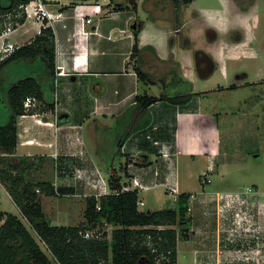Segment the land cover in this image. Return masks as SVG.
<instances>
[{
	"label": "crops",
	"instance_id": "crops-1",
	"mask_svg": "<svg viewBox=\"0 0 264 264\" xmlns=\"http://www.w3.org/2000/svg\"><path fill=\"white\" fill-rule=\"evenodd\" d=\"M85 3H90V0L48 2L47 8L54 13L63 12L62 19H47L48 23L45 24L34 18H27L26 21L32 22L31 28L28 27V22H24L10 33L0 34V46L5 41L20 47L38 35L43 26L50 25L54 30L56 77L53 81L45 74L44 58L27 62L29 69L39 62L42 63L43 71H33L43 82L45 93L44 98L38 99L37 112L19 116V142L13 155L30 158L28 162L32 166L26 172L27 180L48 181L55 187L56 195L41 196L43 210L53 225H74L70 223L72 214L75 211L79 213V210L85 211L86 201L91 193L90 188L75 183L67 176L69 165L82 164L79 156H67L68 152L79 150L82 146L77 141V130L69 127L70 124L82 125L79 133L84 140L83 148L87 156L108 176L114 170H117L119 175H124L120 166L126 159L136 160L143 176L150 175L155 166L161 167L164 172L161 152L165 150L177 154L181 191L192 193L181 187L183 165L188 176L194 175L195 162L199 159L208 160V168L212 166L213 170L219 171L220 166L216 157L220 152L210 146L214 135L218 136L221 132L220 126L217 124L218 120L214 121L212 114L203 105L207 93L211 90H197V82L192 72L194 66L202 82L207 84L214 77L215 65L213 61H204L201 67L205 76H201L197 62H192L189 53H181V48L189 49L191 43L188 41L186 47H178L175 35H171L175 33L183 36L180 20L178 27H174L171 33L163 27L156 31L154 28L151 38V32L146 31V21L139 19L135 10L111 2L105 7V13L94 16L93 23L82 26L79 15L92 14L91 7H82ZM212 33L216 35L213 29H208V36ZM170 35L173 36L171 45L166 43ZM136 41L138 51L134 53ZM138 68L148 74L149 80L141 79ZM61 69L65 72L64 75L58 74ZM24 76L25 74H22L11 81V84ZM161 76L163 83L158 84ZM59 78H62L60 88L57 87ZM179 81L188 85V90H180L177 84ZM230 86L224 85L223 89ZM53 89L54 99L49 96V91ZM184 94H190L186 102L180 101L182 96L177 101L162 98L150 104L144 112L137 114L133 110L138 95L170 97ZM46 103L53 104V108H47ZM130 115L133 117H129ZM128 117L132 118L136 128L131 131L134 125L131 122L120 154L116 152L110 164L106 165L105 171L101 167L105 158L100 148L99 136L104 130V121L108 127L110 123ZM87 120H91L88 126L85 125ZM45 121L53 124H45ZM56 148L62 154L58 166L51 155ZM226 163L222 162L221 168ZM223 171L222 169L221 175H224ZM1 185L12 200L5 186L2 183ZM160 194L162 195L160 192L156 193L155 201L167 200ZM216 196L202 195L194 209V198H190L191 210L188 214L192 222L187 240L192 239L196 245L195 261H201L202 264H257L254 261L232 259L230 250L261 248V264H264V195L258 197V202L263 203L259 212L258 207L252 209L253 219L260 226L259 239L251 237V234H243L233 241L229 240L225 233H221L222 219L216 211L219 206ZM58 197H69L79 208L64 206ZM46 198L49 199L48 209L43 205ZM215 200V210L210 208L209 211L207 205L212 206ZM12 202L15 205L13 200ZM149 203L147 200L146 204ZM0 210L5 211L1 208ZM81 221H85V216H81L79 222ZM223 224L232 226L231 218L224 219Z\"/></svg>",
	"mask_w": 264,
	"mask_h": 264
},
{
	"label": "rangeland",
	"instance_id": "rangeland-1",
	"mask_svg": "<svg viewBox=\"0 0 264 264\" xmlns=\"http://www.w3.org/2000/svg\"><path fill=\"white\" fill-rule=\"evenodd\" d=\"M63 1L69 3L77 0ZM100 2L103 4L107 2L123 4L126 7L129 6V9L135 10V15L146 21L148 28L146 31L151 32V38L153 37L152 32L161 27L167 32H173L174 27H178V20H180L183 36H178L175 33L171 35H175V43L178 47H186L188 41L191 43L189 49L181 48V53H183L182 51L189 53L193 63L194 60L196 61L198 50H202L212 57L215 74L207 84L202 82L194 66L192 72L193 78L197 82L195 87L197 90H211L207 93L203 105L212 114L211 117L214 121L218 120L217 124L220 126L221 132L218 136L214 135L213 141L210 143V146H214L220 152V155L216 156L220 166L219 171L215 169L209 172L208 176L211 182L207 183H202L200 176L203 171L207 170L208 160H196L193 176H188L187 170L184 169L185 165L182 166L181 187L193 193V209L202 195L214 194L218 196L217 192L240 191L251 185L264 191V0H193L188 3L184 0H100ZM90 3H95V0H90ZM34 19L40 21L35 17ZM26 20L25 22L29 24L28 27L31 28L32 22ZM14 29L15 27L8 23L4 26L1 34L10 33ZM208 29H213L216 35L212 33L211 36H208ZM171 35L166 40L169 45L173 44V36ZM33 38H30V41ZM26 63V61L11 63L3 69L0 74L2 84L6 86L28 72L34 74L33 70L41 69L43 71L41 62L35 64V67L31 69ZM172 78L174 77L172 76ZM58 80L57 87L60 88L62 78ZM162 83L161 76L158 84ZM177 84L180 90H188V85L180 83V81ZM233 84L238 86L223 89L224 85L228 87ZM54 93L55 89L49 91V96L53 99ZM4 97L2 87L0 88L2 122L7 120L5 118L8 114L4 107L5 104L3 105ZM129 117H133V115ZM129 117L110 123L108 127L104 121V130L99 134L101 137L99 138L100 148L105 158L101 167L105 171L106 165L110 164L118 150L119 141L126 138L128 130L131 128L132 118ZM90 121L87 120L85 125L88 126ZM132 124L135 123L132 122ZM224 161L227 163L221 168V163ZM222 169L224 175H221ZM159 192L162 193L160 195L163 198H168L165 200L164 206L169 207L171 204L169 196L162 189H156L141 194L145 201H150L141 209H156L155 195ZM58 199L64 206L72 205V207L75 206V209L79 208V205H76L69 197H58ZM48 200L46 198L43 201V205L47 209ZM217 201L222 204L218 198ZM215 203L216 200L212 206L207 205L209 211L210 208L216 207ZM0 208L16 214L37 239L40 247L49 254L46 244L33 231L19 208L13 204L1 183ZM216 211H218L220 218L223 217V213H226L219 209V206L216 207ZM65 216L67 215L65 214ZM81 216L84 217L82 210H79V213L75 211L70 223L76 225L83 222H79ZM230 217L232 219L231 214ZM105 227L109 234L108 238L111 239L115 226L106 224ZM87 231L91 233L96 230L89 229ZM195 247L192 239L184 240L181 237L178 240V264H195Z\"/></svg>",
	"mask_w": 264,
	"mask_h": 264
},
{
	"label": "trees",
	"instance_id": "trees-1",
	"mask_svg": "<svg viewBox=\"0 0 264 264\" xmlns=\"http://www.w3.org/2000/svg\"><path fill=\"white\" fill-rule=\"evenodd\" d=\"M179 1V0H177ZM193 0H184L188 3ZM30 0H0V34L8 23L17 28L23 24L27 15L22 5ZM136 5V4H135ZM134 5V6H135ZM65 8V7H63ZM62 8V9H63ZM45 24L48 20L45 19ZM138 51V42L134 44V53ZM55 34L50 25L43 26L40 33L30 42L17 48L6 59L0 62V74L9 64L28 62L44 58L45 74L55 80ZM212 61L210 55L202 50L196 52V62L201 76L202 63ZM28 68H30V65ZM138 74L144 81L148 74L138 68ZM0 88L5 95L3 105L8 111L5 121L0 112V182L9 192L21 214L30 223L33 231L48 249L46 253L14 213L0 210V264H177L178 240L189 239L192 222L189 213L191 193L183 191L176 208L166 207L165 200L157 199L154 210H140L137 192H122L87 198L84 211L85 221L79 225H53L43 210L41 196L56 195V189L48 181H29L26 172L31 168L29 157H15L19 142L18 118L25 114L24 101L28 96L44 98L45 87L37 75L27 73L15 83L4 86L0 78ZM53 83V82H52ZM232 85L229 88H234ZM188 101L190 94L167 96H136L133 110L137 114L144 112L153 102L170 98L177 101ZM47 108L53 104L46 103ZM37 112V107L30 109L29 114ZM9 117V118H8ZM136 128L133 125L132 130ZM118 143L117 154H120L123 142ZM128 159L121 164L125 170ZM119 175L117 170L110 172L109 181L113 188L120 187L127 177ZM100 205L101 209H98ZM106 224H112L111 239L106 231ZM174 226L163 229L158 226ZM96 230L93 236L85 237L87 230Z\"/></svg>",
	"mask_w": 264,
	"mask_h": 264
},
{
	"label": "built area",
	"instance_id": "built-area-1",
	"mask_svg": "<svg viewBox=\"0 0 264 264\" xmlns=\"http://www.w3.org/2000/svg\"><path fill=\"white\" fill-rule=\"evenodd\" d=\"M63 0H30L29 3L22 5L27 18H36L42 22L45 19H62L63 12L54 13L47 8L48 2H61ZM111 2L105 4L96 1L95 3H85L82 5L83 8L91 7V15H79L81 19L82 26L86 23H93L94 16L98 14L105 13V7L108 6ZM11 27V26H9ZM8 27V28H9ZM12 30V28H9ZM5 34V33H2ZM18 45L12 42L3 41L0 46V62L7 58L12 52H14ZM59 75H64L65 72L61 69L58 73ZM38 106V99L35 96H28L24 101L25 114H29L30 109ZM34 114V113H33ZM57 117V116H56ZM40 120V119H39ZM42 121V120H40ZM45 124H53V122L45 121ZM69 127L77 130L78 136L77 141L82 145L79 150L68 152L67 156H79L82 160L81 165H69V172L67 176L70 177L75 183H81L86 187L91 189L89 196H94L98 200L105 195L109 194H120L122 192H137L139 198L137 205L140 210L141 207L146 205L144 197L141 195L143 193L153 191L156 189H162L164 193L169 196V201L171 202L170 208H176L178 205L179 196L182 193L179 184V169L177 154L170 153L168 151H162L161 157L164 162L165 171L159 166H155L151 174H146L143 176L139 172V165L136 160L129 159L128 163L125 166L127 173L126 180L122 182L120 187L113 188L109 181V176L106 175L103 170L87 156L84 146V140L82 135L79 133V129L82 128V125L70 124ZM53 159L55 160L56 166L60 163V158L62 156L61 152L56 148L51 153ZM213 170V167L210 166L207 170L203 171L200 176L202 183L211 182L208 174ZM144 173H148L144 171ZM264 192L259 190V188L254 186H247L244 190L235 191V192H220L218 193L219 209L224 212L223 217L221 218V232L227 235V238L233 241L237 236L243 234H251V237L259 239L260 226L256 224L254 217L253 208L258 207V212L263 203L258 202V197L263 196ZM194 198L193 193L191 197ZM168 199V198H166ZM222 206V207H221ZM100 210V205L97 206ZM246 207V209H243ZM191 208H189L190 212ZM250 212H249V211ZM232 215V226H226L223 224V220ZM166 227L173 228L174 226H158V228L163 229ZM94 232L86 231L85 237L93 236ZM262 249H234L230 250V255L234 260H243L247 262H255L257 264L262 263ZM195 264H202L201 261L196 260Z\"/></svg>",
	"mask_w": 264,
	"mask_h": 264
}]
</instances>
